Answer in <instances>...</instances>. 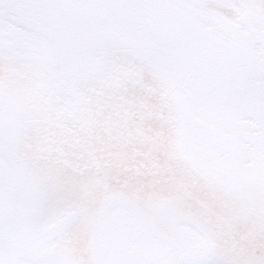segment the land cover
Wrapping results in <instances>:
<instances>
[{"label": "snow or ice", "instance_id": "obj_1", "mask_svg": "<svg viewBox=\"0 0 264 264\" xmlns=\"http://www.w3.org/2000/svg\"><path fill=\"white\" fill-rule=\"evenodd\" d=\"M0 264H264V0H0Z\"/></svg>", "mask_w": 264, "mask_h": 264}]
</instances>
